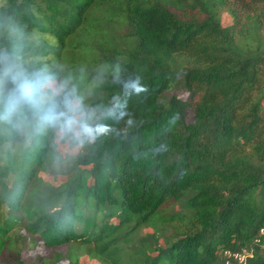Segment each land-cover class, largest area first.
<instances>
[{"label": "trees", "instance_id": "1", "mask_svg": "<svg viewBox=\"0 0 264 264\" xmlns=\"http://www.w3.org/2000/svg\"><path fill=\"white\" fill-rule=\"evenodd\" d=\"M3 59L61 83L55 100L75 89L105 130L62 162L59 130L7 115L0 63V264H24L17 229L103 264H264V0H2Z\"/></svg>", "mask_w": 264, "mask_h": 264}, {"label": "clouds", "instance_id": "2", "mask_svg": "<svg viewBox=\"0 0 264 264\" xmlns=\"http://www.w3.org/2000/svg\"><path fill=\"white\" fill-rule=\"evenodd\" d=\"M0 63L5 65L4 75L11 77L16 87L10 91L7 100V115L16 117L19 125L27 126V120L23 117L24 108L27 106L33 110L39 119L40 129L51 128L59 130L64 136L84 142V139L95 134L102 133L105 128L97 125L93 128L86 115L82 98L76 95L75 89L63 96L62 100H55L53 97L58 95L53 91L49 96L45 89L51 87L49 77L38 75L33 80L23 79L18 72H15V65L10 60L3 59ZM127 87L135 89L137 93L147 91L141 87L139 79L133 81ZM63 91V86L59 89Z\"/></svg>", "mask_w": 264, "mask_h": 264}, {"label": "rangeland", "instance_id": "3", "mask_svg": "<svg viewBox=\"0 0 264 264\" xmlns=\"http://www.w3.org/2000/svg\"><path fill=\"white\" fill-rule=\"evenodd\" d=\"M2 5V0H0V6ZM230 15L224 14L222 17V22L225 26L231 25ZM86 76H89L86 74ZM90 77V76H89ZM97 85H99V81L97 79H90L88 82V89L95 88ZM63 86L61 83L59 84L57 81L51 80V87L45 89L46 91H50L53 93V91H57L58 95L61 93L59 89ZM64 88V86H63ZM180 96L182 99L187 100L189 99V95L186 93H182V91L177 90L176 92L172 93ZM56 142H57V156H59L60 160L65 163H69L75 160L76 156L81 152L83 149L82 143L79 141L73 139L70 136H64L59 131L56 133ZM46 181H48L52 185L57 184H63L67 181L66 176H60L58 178H53L49 175H42ZM90 184V182H88ZM171 204V203H170ZM179 210L177 207L175 211ZM106 227L107 230H117L120 226V221L118 217L114 216L108 221H106ZM144 234L153 233V228L148 225L146 226V229L143 230ZM19 235L21 247H23V251L21 253V261L24 262V264H69L70 261L78 260V264H103L97 256L89 255L87 252L82 248L81 245H75L72 247V252L67 255V248L68 246L64 248L59 249H50L47 248L38 238L30 239V236L26 234L25 231L22 229H17L14 233V236L17 237ZM113 237L111 233H106L104 235V240L108 241ZM24 241V243H23ZM163 244V242H161ZM62 254V259L58 260L57 254ZM152 256H155L156 254L153 252L151 253ZM1 258V257H0ZM4 258L10 263L15 264L16 257L14 255H6ZM58 260V262L56 261Z\"/></svg>", "mask_w": 264, "mask_h": 264}, {"label": "built area", "instance_id": "4", "mask_svg": "<svg viewBox=\"0 0 264 264\" xmlns=\"http://www.w3.org/2000/svg\"><path fill=\"white\" fill-rule=\"evenodd\" d=\"M264 235V230L261 231ZM253 257V251L243 249L241 252L226 251L224 253V264H247L248 260Z\"/></svg>", "mask_w": 264, "mask_h": 264}]
</instances>
